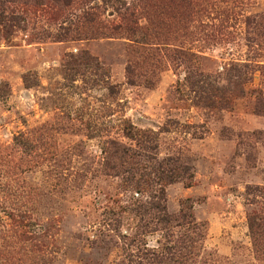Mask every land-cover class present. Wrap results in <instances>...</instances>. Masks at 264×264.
<instances>
[{"label": "rangeland", "instance_id": "1", "mask_svg": "<svg viewBox=\"0 0 264 264\" xmlns=\"http://www.w3.org/2000/svg\"><path fill=\"white\" fill-rule=\"evenodd\" d=\"M116 146L188 169L164 204L204 225V259L264 264V0H0V202L42 218L0 264L128 263L153 193L128 184L154 174Z\"/></svg>", "mask_w": 264, "mask_h": 264}, {"label": "trees", "instance_id": "2", "mask_svg": "<svg viewBox=\"0 0 264 264\" xmlns=\"http://www.w3.org/2000/svg\"><path fill=\"white\" fill-rule=\"evenodd\" d=\"M126 136L133 140L135 137L131 131H127ZM115 155L121 159H129V173L132 177L141 171L148 181L154 174V184L149 182H141L140 179L128 184L138 192L141 188L144 192L151 187L153 193L150 194L151 200L146 204H132L133 208L128 211L132 212L134 217V232L125 239L130 242L125 260L127 264H216L219 260H213L210 254L204 259L205 251L203 248V240L205 237L204 225L196 223L194 218L188 213L187 209L180 212L179 219L168 215L165 207V187L183 180L187 174V168H181L178 165H169L166 161H159L157 166L153 167L150 174H146V168L139 166L135 161L141 153L132 152L129 149H120L116 146ZM144 151V150H143ZM143 175L140 177L142 178ZM133 180H131L132 182ZM2 186V184L0 185ZM5 187V186H4ZM16 195L17 190L14 192ZM3 200L0 202V215L5 212V218L0 217V241L8 244H31L36 239L35 233L40 232L41 219L35 215L32 210L21 205L12 204L4 206ZM3 209V210H2ZM2 210V211H1ZM127 213L121 210L117 215L116 221H120L121 215ZM116 217V215H113ZM249 234L253 240V247L256 252H260L261 245L264 240V216L254 215L249 219ZM151 234H159L164 244L157 249H149L146 236ZM1 246V245H0ZM212 257H214L212 255ZM215 258V257H214ZM229 260V259H228ZM124 264V263H123ZM230 264V263H226Z\"/></svg>", "mask_w": 264, "mask_h": 264}]
</instances>
